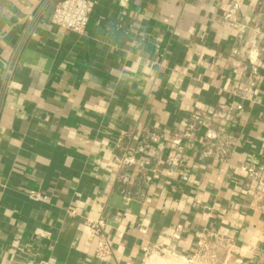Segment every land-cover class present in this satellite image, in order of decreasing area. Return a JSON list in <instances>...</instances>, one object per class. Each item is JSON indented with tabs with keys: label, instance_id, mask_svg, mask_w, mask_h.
<instances>
[{
	"label": "crops",
	"instance_id": "0c3cea01",
	"mask_svg": "<svg viewBox=\"0 0 264 264\" xmlns=\"http://www.w3.org/2000/svg\"><path fill=\"white\" fill-rule=\"evenodd\" d=\"M59 1L0 0V264H142L154 245L192 255L203 230L234 238L235 259L264 264V215L250 208L240 169L264 171V0H240L232 13L261 28L263 54L243 114L223 122L234 153L227 163L204 156L201 130L177 165L141 184L145 203L122 196L106 162L122 130L128 148L164 131L154 148L172 151L193 109L233 102L240 42L224 23L230 0H93L82 33L52 23ZM85 216L109 220L107 260L95 257Z\"/></svg>",
	"mask_w": 264,
	"mask_h": 264
},
{
	"label": "built area",
	"instance_id": "2783aa9c",
	"mask_svg": "<svg viewBox=\"0 0 264 264\" xmlns=\"http://www.w3.org/2000/svg\"><path fill=\"white\" fill-rule=\"evenodd\" d=\"M94 5L93 0H60L55 5L51 21L57 27L82 33L90 21ZM229 5V11L224 14V23L228 28L237 31V39L240 42L233 48V55L239 58L235 65L239 69V77L232 82L228 90L233 102L229 104L221 101L215 108L193 109L183 129L171 136V147L174 148L172 151L164 152L154 148V145L165 139L164 131L149 130L134 148L124 145L127 133L124 130L120 131L117 142L120 152L111 156L106 162V167L118 170L116 179L119 192L127 200L147 202L145 192L140 190L141 184L157 179L160 165L165 164L168 167L177 165L182 159L180 148L187 141L198 138L197 134L201 130L203 133L200 135L199 143L204 156L227 163L234 153L235 138L229 132V125L223 122H236L243 114L245 102L252 98L260 78L258 64L263 54L259 43L261 28L257 26L250 32L249 24L234 19L232 13L241 7L240 0H230ZM11 72L12 68L8 66L6 75H10ZM205 120L208 123L203 126ZM240 169L246 178L244 187L250 195V208L255 214L264 215V171L253 164H242ZM28 195L38 201L49 199L48 195L37 191H29ZM69 212L75 213L74 210ZM120 217L121 213H118V218ZM84 225L90 234L97 237L95 257L100 260L110 258L112 246L108 238L109 220L103 216L94 218L85 216ZM136 229L140 233H146V229L141 224L137 225ZM236 251L237 244L234 238L220 232L203 230L198 233L192 255L154 245L146 249L142 264H149L150 259L155 255L172 257L178 261V264H246L234 258ZM34 264H50V259L41 258Z\"/></svg>",
	"mask_w": 264,
	"mask_h": 264
},
{
	"label": "bare ground",
	"instance_id": "6f19581e",
	"mask_svg": "<svg viewBox=\"0 0 264 264\" xmlns=\"http://www.w3.org/2000/svg\"><path fill=\"white\" fill-rule=\"evenodd\" d=\"M151 262H149V264H178V261H176L174 258L169 256L166 257L156 256V258L153 259V263Z\"/></svg>",
	"mask_w": 264,
	"mask_h": 264
},
{
	"label": "rangeland",
	"instance_id": "374dc122",
	"mask_svg": "<svg viewBox=\"0 0 264 264\" xmlns=\"http://www.w3.org/2000/svg\"><path fill=\"white\" fill-rule=\"evenodd\" d=\"M156 256H159V255H155V256H153V257L150 259V260L152 261V262L150 261L151 263H153V259L156 258Z\"/></svg>",
	"mask_w": 264,
	"mask_h": 264
}]
</instances>
